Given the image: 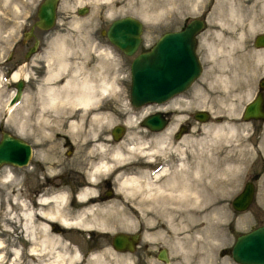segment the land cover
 <instances>
[{
	"label": "flooded vegetation",
	"instance_id": "flooded-vegetation-1",
	"mask_svg": "<svg viewBox=\"0 0 264 264\" xmlns=\"http://www.w3.org/2000/svg\"><path fill=\"white\" fill-rule=\"evenodd\" d=\"M42 1L43 0L10 1V4L15 11H27V16H29L30 12L33 19L28 21L25 25H20L19 28H17L15 36L8 42L4 44L0 42V92L5 93L4 102L1 106L3 111H0V184H4L3 186L6 198L4 203L5 210L9 211V214L14 216L10 217L9 214H7V220L5 218H0V224L2 223L11 228L9 229V232L4 231L3 229V232H1L0 228V239L5 240V248L0 249L1 257H8L5 264H9L13 257H16L14 258V262L16 264H29L31 262L33 264H38V261H40L35 256L29 254L30 241L27 237H25L27 236L26 232L20 228L21 221L19 220V217H17L18 212L20 211L18 204L19 200L23 203V209L31 213L32 220L34 221L33 223L36 224V227L33 228V231L36 230L33 232L34 236L39 235L37 233L39 231L37 223L45 222L48 232H51L54 235L56 234V236L63 241L66 253L71 252V249L73 250L75 248L79 258H77V260L81 262V264H88L90 262L89 259L93 258L92 255L99 252L102 253V255L98 258H101V261L103 262L104 257L108 255L113 257L128 255L129 257H132L130 258L128 264H204L205 261L209 264H216L217 262L215 257L220 256L218 248L214 249V246L211 247L210 242H203L204 244L206 243L205 245L202 243L203 246L212 248V251L210 254H207L208 257L204 254V262H200V255V257H197L196 255L192 256L194 255L195 247H193V245L195 243V239L197 240L199 237L192 235L189 241L190 245L188 246V240L185 237L186 234H184L188 233V222H192L191 224H193L194 227H200L201 224L199 223L200 219L197 218L194 221V217H188L189 212L187 211H189V208L186 206L187 203L183 204L186 200L182 194L179 195L178 190L180 185H183L185 180L183 177H185L186 172L188 173L189 170V160L187 159L188 155L186 154L187 150H184V152L181 153L173 152L172 150L174 148H164L165 143H162L163 146L159 147V151H154V155L153 153L148 156L146 154L141 155V153H131L123 155L126 159L124 158L122 160H113L114 158L110 152V149H112L114 145L124 141L125 139L127 140V138L123 136L126 131L125 114L131 118H136V121L141 126L142 130L147 133H152L153 135L162 133L170 126H173V131H171L172 137L165 139L168 142L173 140L179 142L182 136L186 135L196 126L198 127L200 122H203L197 119L196 113L202 110L210 111L211 108H209L210 106L207 104L208 102L206 103L205 101V95L209 94L207 90H213L212 87L214 86L215 76L218 74L217 71H220L223 68H228L227 66L226 68L223 67L224 62L219 63L216 60H214L211 65L203 64L204 60L210 59L215 53L217 55L218 52L214 48H218L220 46L218 45L217 47L215 46V42L205 40V36L202 35L204 29L207 28L206 16L208 11L205 9L201 10L202 12H199L198 14L191 15L190 17H187L188 15L184 16L185 18L179 27L165 30L170 31L179 29L183 27L184 24L192 17H197L202 20V27L194 35L195 52L200 63V72L198 76L182 91L163 101H152L144 105L135 106L132 105L128 99V73L125 76L120 73L124 69L125 64L122 58L116 59V64H113L110 69L107 58L98 59L92 57H71L69 58L67 65H65L66 68L65 66L63 67L65 70L62 69L58 73L54 74L57 76L51 77V80L49 79L46 82L44 81L47 70L48 68L50 69L46 60L52 59L51 55L54 53L55 49L52 41L48 42L43 39L44 33L47 29L34 24L38 7ZM85 1L87 0H82L78 4L76 3L73 5V9L71 10L79 15L85 14L84 12L88 11V4ZM63 5V0H56L54 21H56V18L60 14L63 15L62 12L64 10H67L63 8ZM125 15L134 16L132 13H124L120 16ZM110 21L111 20L108 21L105 27H100L98 29L99 34L105 38L106 36L102 31L106 30ZM106 40L108 44L116 47L107 38ZM251 42L253 44V38ZM141 43L142 36L140 44ZM201 43L206 44V46L209 45V47L213 46V49L216 52L212 51V53H210V51H207L204 48L201 49ZM98 44L100 45L106 43L98 42ZM98 44L93 45L98 47ZM147 47H142L140 50L146 49ZM210 54L213 55L211 56ZM131 58L132 57H130L127 62L128 71ZM102 59L105 60V62ZM76 65L77 67H74ZM98 65L103 68H99ZM51 66L54 67V64ZM68 67H74L75 72L77 71L75 73V79L78 80V78L81 79L82 77L87 78L96 88H89L92 90H82L80 88V91L77 86V81L74 80L75 85L72 84L68 90L66 88L57 89L58 91L56 90V97L58 96V98L54 102H49L46 94L47 91L43 87L48 85H61V83L67 78L66 73L68 71ZM19 68L20 70L23 69L20 76H17V79H11L12 73ZM76 68L79 69L77 70ZM110 70L113 71L111 77L109 73ZM101 77H104V80H108L113 83L110 89L105 90L98 87V81ZM262 77H264V73L259 76L257 80L258 88L256 92L261 91L262 97H264V88L260 89L258 86V82ZM229 86L232 85L229 84ZM245 86H247V82ZM17 88L19 89V96L15 99L16 101L14 100L15 102L9 104V101L13 99V96L17 93ZM84 90L88 93L90 91V95L93 92V95H91V98L93 96V99L91 100L90 98L89 100L91 101H88L87 104L78 105L80 103L73 99H76L75 96L78 92L80 93L77 95H81L82 91V93H85ZM87 92L85 93L86 95L88 94ZM67 97H69V99ZM178 105H180V107ZM262 105L264 109V102ZM6 107L9 109L6 110ZM94 112H101L107 114V116L112 115L111 119L113 121L111 120L110 123L107 118L105 120H101V122L98 119L95 120L93 118ZM148 114L156 115L160 120H162V127L160 129H150L141 125V120ZM73 120L75 122H73ZM106 121L108 122L106 123ZM69 122L74 123L76 126H70ZM94 124H98L103 127V132L96 135V137L87 135L88 129H90ZM116 125L122 126V132L118 136H115L113 133V127ZM193 126L194 128H192ZM77 128L79 130H77ZM78 131H80L79 133L81 136L77 133ZM184 145L182 146L183 149ZM95 148L97 150H95ZM161 148L162 150L160 151ZM186 149L188 148L186 147ZM2 157H5L6 159L3 160ZM181 157L184 158L183 161L185 162L183 163L186 164H184L185 166L183 165V168L179 166L181 165ZM97 164H104L105 167H96ZM4 175H7L10 179L3 180ZM131 175L136 176L139 184L141 183L145 186L146 179V182L151 181V186L155 184L156 186L158 185L160 189H165L162 192H168V196L163 194V198H154L151 200L149 198L146 199L141 193V188H138V192L135 193V198L133 197L132 202H126V191L124 188L123 190L121 189L119 183L122 176L125 177ZM171 176H173L174 179H171ZM251 176L252 177L249 178V181H252L253 183L258 175L253 174ZM179 178L182 179L179 180ZM245 181H248V179ZM180 182L183 183L180 184ZM173 185L177 188L175 189ZM170 187L175 190L172 191ZM89 188L92 189L91 192L87 190ZM203 188V186L202 189L201 187H198L199 195L197 200L200 203L203 198H205L203 196L206 195L208 201L203 200L199 205L200 208L204 207L206 202L207 205H218L219 202L216 198L215 192L213 190H208V192L205 189L203 190ZM86 190L87 192H84ZM58 194H62L60 200H57V198L53 200L51 198L53 195ZM12 196H16L17 199H12ZM252 202L253 197L249 202V205ZM50 204L52 205L50 206ZM54 206L57 208V211L59 210L57 213L61 214L62 218L64 217L67 221L71 222L65 223L60 220L61 218L59 216H54L53 218L48 219V217L40 216L37 212L41 208H52ZM90 206L95 210L89 213L88 208ZM125 208L130 209V212L133 214V220L136 219L134 221L136 224L133 228V232L136 233L137 238L134 242V247L131 250L117 249L111 244L113 235L117 232L124 231L121 228H118V224L123 219L126 210ZM172 210L176 212H171ZM178 211H180V213ZM154 213L156 214L155 216ZM74 217L75 219H73ZM145 218H148V222ZM73 220H80V222L77 223L78 226L74 224ZM93 222L99 227L95 226ZM98 222L101 224L99 225ZM183 222L185 223L183 224ZM148 223H150V225ZM177 224L179 227L176 226ZM259 224H264V221ZM169 226H172L173 228L170 227V229ZM155 231H157L156 234L154 233ZM146 233H148L149 236L146 235ZM157 233L160 235L158 234L157 236ZM77 239H81L80 241H83L80 242L81 245H77ZM178 239H181L180 243L178 242ZM174 240H176V242ZM212 240L215 242V239ZM174 242H178L179 244L174 245ZM56 245L59 246L60 243H56ZM176 246L179 249L174 248ZM190 246L192 247L188 248ZM107 247H110V249L108 250ZM230 247L231 245L227 248V253H229L230 258L232 259ZM12 248L14 249L12 250ZM14 250H16L15 254H13ZM17 250L19 251L17 252ZM182 250L184 252H181ZM189 251H191V253ZM104 252L107 253L104 254ZM17 253L18 255L16 256ZM188 256L191 258L189 259ZM212 256L213 260H211ZM75 262L76 260L74 263ZM233 262L235 261L233 260ZM56 264L63 263L59 261Z\"/></svg>",
	"mask_w": 264,
	"mask_h": 264
},
{
	"label": "rangeland",
	"instance_id": "rangeland-1",
	"mask_svg": "<svg viewBox=\"0 0 264 264\" xmlns=\"http://www.w3.org/2000/svg\"><path fill=\"white\" fill-rule=\"evenodd\" d=\"M81 1L82 0H63V4H64L63 8L67 10H64L62 12L63 15L60 14L56 18V21L54 22V24L49 29L46 30V32L44 33L43 39L48 42L52 41V44L54 47H55V43L56 44L62 43V44H65L67 47L71 46L70 49H71V52L73 50L72 52L73 54H70V57H77V58L92 57V58H98V59L107 58L110 69L113 64H116V59L122 58L125 64H124V69L120 73H122L123 76L127 75L128 73L127 62L129 61L131 55H125L118 48L112 46L111 44H108L106 38L104 36H101V34H99L98 32V29L100 27L101 28L105 27V25L108 23L109 20L113 19L114 17L120 16L121 14H124V13H132L134 14V16H136L142 21V33H141L142 43L138 46L137 48V51H138L142 47H147L148 45H150L161 32L168 30V29L179 27V25L182 23V21L185 18L184 16L188 15L187 17H190L191 15L198 14L199 12H202L201 10H205V9L208 11L207 16H206L207 17V21H206L207 28L204 29V31L202 32V35L205 36V40L215 42L216 43L215 46L218 47V45H220L221 50L224 51L225 49L226 51H228L230 49L229 50L230 53L228 51V55H222L221 53L223 52L220 51L219 53L218 51L219 53V54L217 53L218 56H213L208 60H204L203 64L211 65L214 62V60H216L217 62L219 61L223 62V59H224L225 64L223 66L224 67L229 66V67L227 69H221L219 72L217 71V73L218 74H221V72L226 73L230 79L233 77L231 80H234V81L230 80L231 81L230 84L232 86H229L228 84L227 88H225V87H222L223 85L221 84L220 80L218 79L219 80L218 81L217 78H215L213 90H210V91L207 90L209 94L205 95L206 97L205 101L206 103L208 102L207 104H209L210 108L212 109L208 111L210 116L206 121L200 122L198 127L196 126L193 130L197 132V134H199V136H201L202 138L204 137L203 139L205 142L204 144L207 143L208 145V146L206 145V148L214 149L216 147L215 150H219L220 153H224V151L228 149L230 150L229 155L231 157L232 156L234 158L235 156L238 158H241L242 156L244 157L245 164L243 163L242 166L240 167L242 169L240 168L235 169L232 167L231 170L229 171L228 169H226V167H223L225 163H223L222 161H224L225 159L219 158V160L216 163H214L216 166H214L215 168L214 167L212 168L213 172H211V170L209 169H204L203 173L204 172L206 173H204V177L200 178V181L202 183L203 182L205 183L206 187L204 189L206 190L215 189L218 193V194L215 193V195H217L216 198L219 202L218 206L220 208H217L218 206L217 207L214 206V208H216L215 213L216 212L217 213L216 214L214 213L213 215L211 214L208 215V217L215 216L216 218L215 220L216 229L215 230H216L217 237H216V240H214L215 242H212L213 241L212 240L210 243L211 247L213 244L214 246L213 248L214 249L219 248V251H220V256L219 257L216 256L215 260L218 264H224V263L225 264H238V263L233 262V260L229 256V253H227V248H229V245H231L232 240L234 239V236L240 232L247 231L249 228L256 226L259 223H262L264 221V174H263V171H264V119L262 120H253V119L243 120L240 116V112H241L243 104L256 92L258 88L257 80L259 76H261L264 73V47L256 48L253 46L251 42L255 34L264 31V9L263 7H261L262 6L260 4L261 0H257V3H256L257 5L253 6L254 8L251 11H249V13L246 14L247 16L251 14L252 18L258 21V23L256 25L254 24L253 29H251V31H247L248 33L246 32L244 38L240 40L234 38L235 35L237 34L236 31L228 32L225 30L224 31H218V30L226 29L227 23L234 24L236 28L238 27L244 28L245 21L248 18L246 17V15H243L241 17V20L237 21L239 24L236 21L232 22L229 18L226 19L225 16L223 17V20H221L220 16H218V14L216 13V3L218 0H171L170 2L171 4L170 3L166 4V7L164 5L165 11H167L166 14L163 15L162 17H157L155 19L148 16V14L142 15L140 13L141 8L143 9L144 7V4H143V7L140 4L141 0L140 1L138 0H111L109 2L113 6L111 12L108 11L109 10L108 3L106 2L102 3L100 0H87L85 2L88 4L87 5L88 11L84 12L85 14L83 15H79L73 12L71 9H73L72 8L73 5H75L76 3L78 4ZM233 1L240 2V0L239 1L233 0ZM253 1L255 0H241V2H244V3H252ZM143 2L146 4V6H150L151 4L155 3L156 0H143ZM158 2H161V0H158ZM9 3L10 2L3 4L2 1L0 0V42H2V44L8 42L10 39H12L15 36L17 32V28H19L20 25H25L28 21H31L33 19V16L32 14H30V12H29V16H27L26 15L27 11H22V12L15 11V9H13L12 5H9ZM224 20L226 21V23ZM236 23H237V26L235 25ZM223 34L228 35L233 38L228 39V40L226 38L224 39ZM98 42H102L106 44L99 45ZM93 44H96V45L98 44V47H95ZM83 48L85 51L84 53L82 51ZM200 48L201 49L204 48L205 50L210 51V53L214 51L212 47H209V45L206 46V44H203V43L200 44ZM101 50L103 51L102 54L100 53ZM51 56L52 57L55 56V51ZM207 56H208V53H207ZM228 59L231 61H229ZM109 73L111 77V75L113 74V71L110 70ZM246 82H247V86H245ZM247 92L248 94H246ZM4 97H5V93L0 92V111H3L1 106L3 105ZM229 105H231L230 106L231 108L229 107ZM127 117L129 118L130 116L125 114V119ZM222 123H233L234 125L236 124L235 125L237 127L236 134L231 135V136L226 135L227 137L225 138L226 140L224 139L225 134H222V136L219 135L215 137V135H213L212 133V128L213 126L217 124H222ZM202 126L204 128H203V132L201 133ZM188 133H192V132L190 131ZM166 134L167 135L164 137H172L171 131ZM123 136L126 138H128V136H132V137L135 136L137 137L136 139L143 140V139H148L150 137H153V134L143 131L141 126L137 123L136 119L133 118V121H131V124L126 125V131L123 134ZM214 137L216 138L214 140L215 142H217L216 144L214 143V141H211L212 138L214 139ZM176 142L177 141L175 140L169 141V142L167 141L164 147H168L169 149L174 148ZM145 143L146 142H143V144ZM149 145L152 146L153 144L150 142ZM186 147L188 149H186ZM189 148H192V150ZM184 150H187V155H188L187 159L189 160V164H191L193 156L196 154V152H198L196 151L197 150L196 145L194 143L186 144V146L184 145ZM252 150L254 151L252 152ZM240 151L242 152L240 153ZM131 152L133 154L139 153L138 151H135V150ZM219 167H220V171L222 172H219L218 170ZM219 173H222V174L219 175ZM223 174L224 176H222ZM253 174L258 175L255 181L253 182V187H254L253 202L247 207V209L243 211L233 210L229 203L230 199L240 190L244 181L247 179L249 180V178H251L252 177L251 175ZM229 175L231 176L229 177ZM212 176L215 178L213 179ZM211 179L214 181H212ZM223 181H227V182L223 183ZM220 182L221 184L219 185ZM3 185L4 184L2 185L0 184V218L1 219L5 218L7 220V214H6V210L4 207L6 198H5V190H4ZM222 185L223 186L225 185V186L223 187ZM129 195L130 197L128 196L127 199L129 198L128 201L132 202L133 200V197L131 196L132 194L130 193ZM219 196L220 198H218ZM210 207L211 206L209 205L206 208H210ZM125 209H126L125 210L126 218L130 217V219L133 220V214L130 212V209L128 208H125ZM223 214L225 215V217ZM223 218L224 220L226 218L227 219L224 221ZM126 226H129L128 227L129 230H124V231L133 232L134 225H131L128 223ZM131 227H132V230L130 229ZM0 228H1V232H3V230L9 232V229H10L7 225H4L2 223L0 224ZM218 230L219 231L223 230V231H221V234H220ZM221 235H224V236L221 238ZM199 238L200 239H197V240L195 239V243H194V247L195 248L197 247V249H198V246L199 247L203 246L202 237L200 236ZM218 239L222 241L220 240L217 241ZM80 240L81 239H77V245L78 244L81 245L80 242H83ZM0 241L2 243L0 247L5 248V240L0 239ZM197 242H199V245H197ZM107 248L110 249V247H107ZM207 254L208 252L205 253V256H207ZM195 255L196 254L192 256H195ZM130 258H127V263H124V264H128ZM94 259L96 261H94ZM98 259H99L98 257L92 258V261H90L88 264H117L118 262H120L118 264H123V262L121 263L122 261L121 259L115 258L110 255L104 257V262L101 260L98 262ZM7 260H8V257L2 256V259H1L2 262H0V264H5ZM224 260L227 262H225ZM62 262L63 264H66V260ZM207 263H204V264H207ZM73 264H81V262L77 260Z\"/></svg>",
	"mask_w": 264,
	"mask_h": 264
},
{
	"label": "bare ground",
	"instance_id": "bare-ground-1",
	"mask_svg": "<svg viewBox=\"0 0 264 264\" xmlns=\"http://www.w3.org/2000/svg\"><path fill=\"white\" fill-rule=\"evenodd\" d=\"M2 1V3L3 4H6L7 2H12V0H1ZM102 3L103 2H106V3H108L109 4V10L108 11H110L111 12V10H112V8H113V6H112V4H110L109 2L111 1V0H100ZM138 1H140V0H138ZM239 1V0H238ZM256 1V2H255ZM255 1H253L252 3H244V2H241V0H240V2H235V1H233V0H225V1H223V0H218L217 1V3H216V13L218 14V16H220V18H221V20H223V17L225 16L226 17V19L227 18H229L232 22H237V21H240L241 20V17L243 16V15H246L247 13H249V11H251L254 7L253 6H255V5H257L256 3H257V0H255ZM171 2V0H161V2H158V0H156V2L155 3H153V4H151L150 6H146V4L143 2V0H141V2H140V4L142 5V7H143V4H144V7H143V9L141 8V14L142 15H146V14H148V16H150V17H152V18H157V17H162L163 15H165L166 14V12L167 11H165V8H164V5H165V7H166V4H169ZM139 4V3H138ZM139 4V5H140ZM171 4V3H170ZM262 6L261 7H263V9H264V0H261V3H260ZM9 5H11L10 3H9ZM138 5V6H139ZM148 5V4H147ZM140 7V6H139ZM139 9V8H138ZM107 11V10H106ZM254 12V11H253ZM245 17V16H244ZM246 17L248 18L246 21H245V26H244V28H236L235 26H234V24H228L227 23V27H226V29H220V30H218V31H228V32H233V31H236V35H235V37L234 38H236V39H238V40H240V39H242V38H244V36H245V34H246V32L247 31H251V29H253V25L255 24H257L258 23V21H256L255 19H253L252 18V16H251V14H249L248 16L246 15ZM225 21V20H224ZM229 21V20H228ZM230 21V22H231ZM225 23H226V21H225ZM238 23V22H237ZM237 23L235 24L236 26H237ZM243 23V22H242ZM239 24V23H238ZM240 26H242V25H240ZM217 31V32H218ZM227 32V33H228ZM248 33V32H247ZM218 34V33H217ZM224 35V34H223ZM224 37V39L226 38L227 40L228 39H232L233 37H230V36H228V35H224L223 36ZM222 37V38H223ZM223 40V39H222ZM220 47V46H219ZM71 46L70 47H67L65 44H62V43H59V44H56L55 43V47H54V49H55V56H53L52 57V59H50V60H46V63H47V65L48 66H50V69L48 68V66H47V68H48V70H47V74H46V76L44 77V81L46 82V81H48L51 77H53V76H55L54 74H56V73H58L59 71H61L62 69H64L63 67L65 66V65H67V62H69V58H71L70 57V54H73L72 52H73V50H72V52H71ZM212 48H214L213 46H212ZM226 48V47H225ZM215 50H217V52L219 51V53H220V51H222L223 53H221L222 55H228V51L230 50H228V51H226L225 49H224V51L223 50H221V47H220V49L219 48H214ZM219 49V50H218ZM211 50V49H210ZM214 50V51H215ZM233 50V49H232ZM82 51H83V53L85 52L84 51V48L82 49ZM212 51V50H211ZM213 51V52H214ZM216 52V51H215ZM100 53L102 54L103 53V51L101 50L100 51ZM218 53V54H219ZM229 53H230V51H229ZM247 53V52H246ZM217 54V55H218ZM211 56L213 55V54H210ZM216 55V53L214 54V56ZM216 55V56H217ZM213 57V56H212ZM224 57V56H223ZM222 59V58H221ZM232 59H233V57H232ZM86 60V59H85ZM103 60V59H102ZM229 60V59H228ZM227 60V61H228ZM104 62H105V60H103ZM229 61H231V60H229ZM228 61V62H229ZM82 62V61H81ZM223 62H224V59H223ZM222 62V63H223ZM74 63V62H73ZM77 63H79V62H77ZM219 63H220V61H219ZM221 63V64H222ZM52 64H54V67L53 66H51ZM104 64V63H103ZM225 64V63H224ZM71 65H72V63H71ZM74 65V64H73ZM80 66H82V65H80ZM103 66V65H102ZM74 67H77V65L76 66H74ZM74 67H72V68H70V67H68V71H67V78L61 83V85H51V86H46V87H43V88H45L46 89V94H47V96H48V101L49 102H54L57 98H58V96L56 97V92L58 91L57 89H62V88H66L67 90H68V88H70V86L72 85V84H74V80H76L77 81V86H78V88H79V90L81 91V89L83 90V89H89V88H92V87H94L93 85H92V83H90V81L87 79V78H84V77H82L81 79H79L78 78V80L77 79H75V73L77 72H75V68ZM86 67V66H85ZM98 67H99V65H98ZM224 67V66H223ZM229 67V66H228ZM65 68H66V66H65ZM82 68V67H81ZM99 68H101V67H99ZM103 68V67H102ZM101 68V69H102ZM107 68V67H106ZM219 68V67H218ZM225 68H226V66H225ZM77 70L79 69V68H76ZM84 69V68H83ZM97 69V68H96ZM224 69V68H223ZM227 69V68H226ZM23 69H21L20 70V68L19 69H17L16 71H14L13 73H12V75H11V79L12 78H16L17 76H20V74H21V71H22ZM65 70V69H64ZM85 70H86V68H85ZM81 71V70H80ZM88 71V70H87ZM87 71H86V73H87ZM100 71V70H99ZM107 71V70H106ZM211 72V71H210ZM209 72V73H210ZM219 72V71H218ZM23 73V72H22ZM85 73V72H84ZM99 73V72H98ZM106 73V72H105ZM104 73V74H105ZM212 73V72H211ZM101 74H102V72H101ZM103 74V75H104ZM213 74V73H212ZM98 75H100V74H98ZM22 76V75H21ZM57 76V75H56ZM55 76V77H56ZM214 76V75H213ZM231 76V75H230ZM235 76V75H234ZM104 77H101V78H99V81H98V87L99 88H101V89H110L111 88V86H112V84L113 83H111V81H108V80H104L103 79ZM105 78H106V76H105ZM215 78H217V80L219 79L220 80V82H221V84L223 85L222 87H225V88H227V86H228V84H230L231 83V81H234V80H231L229 77H228V75L226 74V73H223V72H221V74H216V76H215ZM236 78V77H235ZM17 79V78H16ZM56 79V78H55ZM89 79H90V77H89ZM51 80V79H50ZM60 80H62V79H60ZM214 80V79H213ZM218 80V81H219ZM231 80V81H230ZM12 81V80H11ZM43 81V82H44ZM52 81H54V80H52ZM50 82V81H49ZM94 82V81H93ZM95 83V82H94ZM49 84V83H48ZM58 84V83H57ZM75 85V84H74ZM73 85V86H74ZM96 85V84H95ZM208 85V84H207ZM209 87V86H208ZM72 88V87H71ZM75 88V87H74ZM77 88V89H78ZM81 88V89H80ZM94 88H96V87H94ZM214 87H212V89H213ZM76 89V90H77ZM57 90V91H56ZM89 90H92V89H89ZM88 90V91H89ZM244 91V90H243ZM83 92V91H82ZM81 92V95H77L78 93H80V92H78L77 94H76V99H73V100H77L78 101V103H80V104H78V105H81V104H87V102L88 101H91L92 99H93V96H92V98H91V95H93V92H92V94L90 95V91H89V93L87 92V91H85L84 90V92L86 93H88L87 95L85 94V93H82ZM105 92V91H104ZM59 93H61V92H59ZM244 93V92H243ZM204 94H206V93H204ZM203 94V95H204ZM246 94H248V92L246 93ZM59 95V94H58ZM10 96V95H9ZM201 96H202V94H201ZM248 96V95H247ZM74 97V96H73ZM211 97H213V96H211ZM68 99H69V97H67ZM91 98V100H89ZM95 98V97H94ZM206 98V97H205ZM209 98V97H208ZM202 99V98H201ZM200 99V100H201ZM72 100V101H73ZM210 100V99H209ZM71 101V102H72ZM74 101V102H75ZM7 102V101H6ZM197 102V101H196ZM194 103V102H193ZM199 103V102H198ZM76 104V103H75ZM77 105V106H78ZM91 105V104H90ZM93 105V104H92ZM181 105V104H180ZM180 105H178L179 107H180ZM194 105H196V104H194ZM203 106V105H202ZM231 105H229V107H230ZM178 107V108H179ZM208 108V107H207ZM210 108V107H209ZM231 108V107H230ZM9 108L8 107H6V110H8ZM5 110V111H6ZM212 110V109H211ZM7 112V111H6ZM186 112V111H185ZM183 115V114H182ZM181 115V116H182ZM185 115V114H184ZM112 116V115H111ZM111 116L110 115H108L107 116V114H104V113H101V112H94L93 113V118L96 120V119H98L100 122H101V120H105L106 118H107V120H109V122L112 120L111 119ZM179 117V116H178ZM92 118V117H91ZM92 118V119H93ZM134 118V117H133ZM133 118H126L125 119V123H126V125H129V124H131V121H133ZM177 118V117H176ZM63 119V118H62ZM134 119H136V118H134ZM181 119V118H180ZM113 121V120H112ZM70 122H71V120H70ZM69 122V123H70ZM73 122H75L74 120H73ZM90 122H92V121H90ZM94 122V121H93ZM99 122V123H100ZM108 121H106V123H107ZM111 123V122H110ZM134 123V122H133ZM75 124L74 123H70V126H74ZM98 125V124H97ZM93 125L90 129H88V131H87V135H90V136H95L96 137V135H99L100 133H102L103 132V127L101 126V125ZM236 125V124H235ZM233 123H222V124H217V125H215V126H213V128H212V133H213V135H215V137H217V136H219V135H221L222 136V134H225V137H224V139L225 138H227L226 137V135L227 136H231V135H235L236 134V129H237V127L235 126ZM76 126V125H75ZM106 126V125H105ZM175 126V125H174ZM107 127V126H106ZM105 127V128H106ZM212 127V126H211ZM73 128V127H72ZM71 128V129H72ZM192 128H194V126L192 127ZM203 126H202V130H201V133L203 132ZM81 129V128H80ZM173 129V126H170L166 131H164V132H162V133H159V134H157V135H153V137H151V138H149V139H143V140H138V139H136L137 137H135V136H128V138H127V140L125 139L124 141H121V142H119V143H117L116 145H114L113 147H112V149H110L111 151V154H112V157L114 158L113 160H122V159H126V157H124L123 155H125V154H131L132 152L131 151H133V150H135V151H138L139 153H141V155H142V153L143 154H146L147 156L149 155V154H151V153H153L154 151L156 152V150H158L159 151V147L161 146H163V144L165 143V145H166V142H167V140H165L166 138H169V137H164V136H166L167 134L166 133H169L170 131H173L172 130ZM77 130H79L78 128H77ZM205 130V129H204ZM211 130V129H210ZM192 133H188V134H186V135H184V136H182V138H181V140L179 141V142H177L176 144H175V147H174V149L172 150L173 152H179V153H181V152H184V149H183V145L184 144H189V143H194L195 145H196V151H198V152H196V154L193 156V159H192V163L191 164H189L188 165V167H189V169H190V171L188 170V173L186 172V175H185V177H183V179L185 178V180H184V183H183V185H180V184H182L181 182H180V184H178V185H180V188L178 189L179 190V195L180 194H182L183 195V197H184V199L186 200V202H183V204L184 203H187V205L186 206H188V210L189 211H187V212H189V216L188 217H194V221L198 218V219H200L199 220V223H201L200 224V227H194L193 226V224H191L190 222H188V226H189V229L187 230V232L188 233H184V234H186V238H187V240H188V246L190 245V243H189V241H190V239H191V237H192V235H195V236H198V237H202L203 238V242H210L211 243V240L212 239H215L216 240V228H215V220H216V218H215V216H211V217H208V215L209 214H211V215H213L214 213H215V209L216 208H214V206H218V205H216L215 203V205L213 206V205H210L211 207L210 208H206L207 206H209V205H207V202H206V205L204 206V207H202V208H200V203H202V201L203 200H207V198H206V195L205 196H203V192H202V196L203 197H205V198H203V200L199 203L198 202V195H199V191H198V187H201V189H202V186L205 188L206 186H205V183L203 182H201L200 181V178H202V177H204V173H206V172H204L203 173V171H204V169H209V170H211V172H213L212 171V168L214 167V166H216L214 163H216L218 160H219V158H222V159H225L224 161H222L223 163H225L224 165H223V167H226V169H228L229 171L231 170V168L233 167V168H235V169H238V168H240L241 166H242V164L244 163V157L242 156L241 158H238V157H236L235 156V158L233 157H231L230 155H229V151L230 150H225L224 151V153H220L219 152V150H215V148L213 149V148H206V145H207V143L206 144H204L205 142H204V137L202 138L201 136H199V134H197V132H195L193 129H191L190 130ZM189 131V132H190ZM80 131H78L77 133H79ZM85 132V131H84ZM98 132V133H97ZM76 133V132H75ZM76 133V134H77ZM200 133V134H201ZM205 133V132H204ZM82 134V133H81ZM85 134V133H84ZM211 134V133H210ZM73 135V134H72ZM78 135V134H77ZM79 135H80V133H79ZM78 135V136H79ZM212 135V134H211ZM81 136V135H80ZM237 136V135H236ZM94 137V138H95ZM100 137V136H99ZM214 137V139L212 138V140L211 141H214L216 138ZM233 137V136H232ZM86 138V137H85ZM91 138V137H90ZM106 138V137H105ZM144 138V137H143ZM231 138V137H230ZM235 138V137H234ZM93 139V138H92ZM152 139H154V140H152ZM226 140V139H225ZM104 141V140H103ZM228 141V140H227ZM90 142V141H89ZM143 142H146L145 144H143ZM150 142L151 143H156V144H154V145H152V146H150L149 144H150ZM207 142V141H206ZM263 142V141H262ZM100 143V142H99ZM102 143V142H101ZM163 143V144H162ZM212 143V142H211ZM214 143L216 144L217 142H215L214 141ZM95 144V143H94ZM109 144V143H108ZM96 145V144H95ZM98 145V144H97ZM105 145H107V144H105ZM111 145V144H110ZM186 146V145H185ZM188 146H190V145H188ZM192 146V145H191ZM194 146V145H193ZM208 146V145H207ZM218 146V145H217ZM222 146V145H221ZM235 146V145H234ZM94 147V146H93ZM93 147H92V149H93ZM96 147V146H95ZM100 147H102V146H100ZM195 147V146H194ZM212 147V146H211ZM214 147V146H213ZM219 147V146H218ZM239 147V146H238ZM245 147V146H244ZM109 148V147H108ZM165 148V147H164ZM242 148V147H241ZM241 148H239V149H241ZM246 148V147H245ZM244 148V149H245ZM100 149V148H99ZM103 149V148H102ZM101 149V150H102ZM189 149H191L192 150V148H189ZM238 149V148H237ZM95 150H97L96 148H95ZM162 150V148L160 149V151ZM165 150V149H164ZM249 150V149H248ZM247 150V151H248ZM223 151V150H222ZM232 151V150H231ZM239 151V150H238ZM254 150H252V152H253ZM242 151H240V153H241ZM101 153V152H100ZM108 153H109V151H108ZM136 153V152H135ZM178 153V154H179ZM190 153V152H189ZM186 154H187V152H186ZM231 154H233V153H231ZM133 155V154H132ZM153 155H154V153H153ZM183 157H181V165H179L180 167H182L183 168V165L185 164V163H183V162H185V161H183ZM188 161V160H187ZM245 164V163H244ZM186 165V164H185ZM184 165V166H185ZM100 166H102L103 168L105 167V165L103 164H97L96 165V167H100ZM95 167V168H96ZM215 168V167H214ZM218 168V167H217ZM186 169V168H185ZM240 169H242V168H240ZM239 169V170H240ZM99 170H101V169H99ZM181 170V169H180ZM214 170V169H213ZM219 172H222V171H220V167H219ZM176 171H178V170H176ZM232 171H234V170H232ZM179 172V171H178ZM236 172V171H235ZM182 173V172H181ZM215 173H216V171H215ZM224 173V172H223ZM227 173V172H226ZM230 173V172H229ZM234 173V172H233ZM237 173V172H236ZM179 174V173H178ZM214 174V173H213ZM218 174V173H217ZM220 174H222V173H219V175ZM235 174V173H234ZM263 174H264V171H263ZM176 175V174H175ZM232 175V174H231ZM231 175H229V177L231 176ZM182 176H183V174H182ZM181 176V177H182ZM206 176V175H205ZM211 176V175H210ZM216 176V175H215ZM222 176H224V174L222 175ZM7 177V178H6ZM179 177V176H178ZM177 177V178H178ZM213 177V176H212ZM217 177H218V175H217ZM226 177H227V175H226ZM234 177V176H233ZM92 178V177H91ZM209 178V177H208ZM215 177H213V179H214ZM220 178H222V177H220ZM220 178H218V179H220ZM9 180L10 178L7 176V175H4V178H3V180ZM148 179H150V178H148ZM171 179H174L173 178V176H171ZM182 179V178H181ZM180 178H179V180H181ZM229 179V178H228ZM177 180V179H176ZM206 180V179H205ZM212 180V179H211ZM146 181H147V179H146ZM145 181V183H146V186L144 185V184H139V181H138V179H137V177L136 176H133V175H131V176H122V178L120 179V187H121V189L123 190V188L125 189V191H126V197H130V193L132 194L131 196L132 197H134L135 198V193L136 192H138L137 191V189L138 188H141L140 190H141V193L144 195V197L146 198V199H154V198H157V199H159V198H163V196L164 195H167L168 196V192H166V193H164V192H162L163 190H165V189H160V187L157 185H155L154 183V185L153 186H151V184H150V182H146ZM212 181H214V180H212ZM211 181V182H212ZM217 181V180H216ZM171 182H172V180H171ZM224 182H227V181H223V183ZM152 183V182H151ZM173 183V182H172ZM207 183V182H206ZM229 183V182H228ZM221 184V182L219 183V185ZM231 184V183H230ZM229 184V185H230ZM8 185V184H7ZM175 185V184H174ZM173 185V187L175 188V186ZM177 185V186H178ZM210 185H211V183H210ZM226 185V184H225ZM224 185V186H225ZM170 186V185H169ZM217 186V185H216ZM223 186V185H222ZM223 186V187H224ZM179 187V186H178ZM219 187V186H218ZM217 187V188H218ZM171 188V187H170ZM177 188V187H176ZM175 188V189H176ZM204 188H203V190H204ZM214 188H215V186H214ZM174 189V190H175ZM219 189V188H218ZM89 192H91L92 191V189H87ZM87 190L86 191H84V192H87ZM171 190L172 191H174L172 188H171ZM206 190V189H205ZM208 191V190H207ZM213 191L216 193V194H218L217 193V191L215 190V189H213ZM169 192H171V191H169ZM209 192V191H208ZM222 192V191H221ZM16 193V192H15ZM205 193V192H204ZM84 194V193H83ZM164 194V195H163ZM174 194H176V193H174ZM212 194H214V193H212ZM225 194H227V193H225ZM85 195V194H84ZM173 195V194H172ZM171 195V196H172ZM178 195V196H179ZM182 195H181V197H182ZM185 195V196H184ZM207 195H208V193H207ZM209 195H210V193H209ZM61 196H62V194L60 195V194H58V195H53L51 198L53 199V200H55L56 198H57V200L59 199H61ZM80 196V195H79ZM201 196V195H200ZM199 196V197H200ZM217 196V195H216ZM11 197V196H10ZM210 197H212V196H210ZM165 198V197H164ZM180 198V197H179ZM213 198H214V196H213ZM218 198H220V196L218 197ZM12 199H17L16 198V196H12ZM44 199V198H43ZM47 199V198H46ZM129 199V198H128ZM128 199H127V201H128ZM177 199V198H176ZM170 200V199H169ZM168 200V201H169ZM6 201V200H5ZM179 201V200H178ZM208 201V200H207ZM45 202V201H44ZM54 202H56V201H54ZM130 202V201H129ZM205 202V201H204ZM203 202V203H204ZM4 203V202H3ZM50 203V202H49ZM62 203V202H61ZM135 203V202H134ZM133 203V204H134ZM180 203V202H179ZM9 204V203H8ZM18 204H19V212H18V216L17 217H19V220L21 221V225H20V228H21V230H24L25 232H26V235L27 236H25V237H27L28 239H29V241H30V245H29V254H31L32 256H35L36 258H38V260H40V261H38V264H56V263H58L59 261L61 262V263H63L62 261H64V260H66V263L68 264V263H70V264H73L74 263V261L78 258V253L76 252V250H75V248L72 250L71 249V252H69V253H66V251H65V249H64V243H63V241L58 237V236H56V234L54 235L53 233H51V232H48V229H47V225H46V223L45 222H39V223H37L38 225H37V227H38V236H34V234H33V232L34 231H36V230H34L33 231V228H35L36 226V224H34L33 222V220H32V215H31V213L29 212V211H26L25 209H23V203L21 202V200H19V202H18ZM54 204H56V203H54ZM178 204V203H177ZM182 204V205H183ZM25 205V204H24ZM52 204H50V206H51ZM179 205V204H178ZM58 206V205H57ZM93 206V205H92ZM130 206V205H129ZM133 206H135V205H133ZM177 206V205H176ZM185 206V207H186ZM15 207V206H14ZM18 207V206H17ZM26 207V206H25ZM43 207V206H42ZM46 207V206H45ZM60 207V206H59ZM97 208H99L98 206H96ZM180 207V206H179ZM183 207V206H182ZM28 208V207H27ZM175 208V207H174ZM181 208V207H180ZM184 208V207H183ZM217 208H220L219 206L217 207ZM15 209V208H14ZM132 209V208H131ZM146 209V208H145ZM233 209V208H232ZM88 210H89V213L90 212H93L95 209H93L91 206L88 208ZM101 210V209H100ZM99 210V211H100ZM103 210V209H102ZM170 210V209H169ZM221 210V209H220ZM233 210H235V209H233ZM35 211V210H34ZM59 211V210H58ZM57 211V208L54 206V207H52V208H41V209H39V211H37L38 212V214L40 215V216H43V217H48V219L49 218H53L54 216H59L61 219L60 220H62L63 222H65V223H69V222H71V221H67L64 217L62 218V216H61V214H59V213H57L58 212ZM83 211V210H82ZM218 211V210H217ZM84 212V211H83ZM171 212H174V210H172ZM176 212V211H175ZM174 212V213H175ZM179 213H180V211H178ZM182 212H184V211H182ZM15 213V212H14ZM87 213V212H86ZM95 213V212H94ZM178 213V214H179ZM217 213V212H216ZM215 213V214H216ZM5 214V213H4ZM6 214H9V211H7L6 210ZM37 214V215H38ZM83 214V213H82ZM96 214V213H95ZM148 214V213H147ZM151 214V213H150ZM177 214V213H176ZM188 214V213H187ZM219 214V213H218ZM126 214H124V216H123V219L121 220V222H119V224H118V228L120 229H122V230H129V226H126L128 223L129 224H131V225H134V227H135V220H131L130 219V217H127L126 218V216H125ZM152 215V214H151ZM150 215V216H151ZM156 214L154 213V216H155ZM224 215V214H223ZM6 216V215H5ZM9 216L11 217L12 215H10L9 214ZM64 216V215H63ZM82 216V215H81ZM90 216V215H89ZM149 216V217H150ZM183 216V215H182ZM181 216V217H182ZM206 216H207V218H206ZM228 216V215H227ZM12 217H14V216H12ZM16 217V218H17ZM218 217V216H217ZM224 217H225V215H224ZM229 217V216H228ZM227 217V218H228ZM122 218V217H121ZM156 218V217H155ZM226 218V219H227ZM10 219V218H9ZM58 219V218H57ZM71 219V218H70ZM73 219H75V217L73 218ZM146 219V218H145ZM148 219V218H147ZM146 219V220H147ZM151 219V218H150ZM153 219H154V217H153ZM152 219V220H153ZM186 219H187V217H186ZM209 219H210V221H209ZM219 219V218H218ZM217 219V220H218ZM225 219V220H226ZM11 220V219H10ZM17 220V219H16ZM59 220V221H60ZM98 220V219H97ZM192 220H193V218H192ZM223 220H224V218H223ZM224 220V221H225ZM15 221V220H14ZM61 221V222H62ZM127 221V222H126ZM185 221V220H184ZM187 221V220H186ZM189 221V220H188ZM17 222V221H16ZM38 222V221H37ZM47 222V221H46ZM73 222H74V224H76L77 225V223H79L80 222V220H73ZM83 222V221H82ZM101 222V221H100ZM145 222V221H144ZM147 222H148V220H147ZM150 222V221H149ZM152 222V221H151ZM209 222H211V223H209ZM221 222H222V220H221ZM6 223V222H5ZM8 223H9V221H8ZM88 223V222H87ZM94 223V222H93ZM99 223V222H98ZM104 223V222H103ZM185 222H183V224H184ZM199 223H197V224H199ZM218 223V222H217ZM95 224V223H94ZM101 223H99V225H100ZM111 224V223H110ZM149 225H150V223H148ZM181 224V223H180ZM182 224V225H183ZM63 225H66V224H63ZM91 225V224H90ZM89 225V226H90ZM105 225V224H104ZM125 225V226H124ZM170 225V224H169ZM78 226V225H77ZM95 226H98V225H96L95 224ZM109 226V225H108ZM117 226V225H116ZM174 226V225H173ZM176 226H178V224L176 225ZM187 226V227H188ZM17 227V226H16ZM81 227V226H80ZM92 227V226H91ZM99 227V226H98ZM101 227V226H100ZM103 227V226H102ZM111 227V226H110ZM133 227V226H132ZM132 227L130 228L131 230H132ZM151 227H153V226H151ZM167 227H168V225H167ZM173 228L172 226H169V228ZM179 227V226H178ZM184 227V226H183ZM95 228V227H94ZM106 228V227H105ZM170 228V229H171ZM177 228V227H176ZM194 228V229H193ZM220 228V227H219ZM222 228V227H221ZM11 229V228H10ZM108 229H109V227H108ZM118 229V230H119ZM149 229V228H148ZM175 229V228H174ZM182 229H184V228H182ZM187 229V228H186ZM179 230V229H178ZM10 231V230H9ZM162 231V230H161ZM172 231V230H171ZM219 231V230H218ZM221 231H223V230H220L219 232H220V234H221ZM14 232V231H13ZM126 232V231H125ZM146 232V231H145ZM151 232V231H150ZM156 232L157 231H155L154 233L156 234ZM160 232V231H159ZM175 232V231H174ZM184 232V231H183ZM218 232V233H219ZM162 233V232H161ZM150 234H152V233H150ZM158 234L159 233H157V236H158ZM180 234V233H179ZM146 235H148V233H146ZM160 235V234H159ZM183 235V234H182ZM149 236V235H148ZM151 236V235H150ZM156 236V235H155ZM176 236V235H175ZM184 236V235H183ZM224 235H221V238L223 237ZM146 237V236H145ZM154 237V236H153ZM152 237V238H153ZM158 238H160V237H158ZM176 238V237H175ZM196 238V237H195ZM219 238V237H218ZM220 238V239H221ZM230 238V237H229ZM150 239V238H149ZM182 239V238H181ZM180 239V240H181ZM194 239V238H193ZM200 239V238H199ZM220 239H218L217 241H219ZM177 240V239H176ZM176 240H174L175 242H176ZM179 240V239H178ZM180 240L178 241L179 243H180ZM183 240V239H182ZM192 241V240H191ZM201 241V242H202ZM220 241H222V240H220ZM174 242V243H175ZM175 243L174 245H178L179 243ZM213 242V241H212ZM226 242V241H225ZM28 243V242H27ZM56 243H60V245L59 246H57L56 245ZM185 243V242H184ZM205 243V244H206ZM2 243H1V241H0V245H1ZM4 244V243H3ZM183 244V243H182ZM181 244V245H182ZM204 244V243H203ZM204 244V245H205ZM221 244H222V242H221ZM173 245V246H174ZM198 245H199V242H198ZM220 245V244H219ZM186 246V245H185ZM213 246V245H212ZM217 246V245H216ZM192 246H190V247H188V248H191ZM193 247H194V245H193ZM73 248V247H72ZM173 248V247H172ZM174 248H178L177 246L176 247H174ZM173 248V249H174ZM184 248V247H183ZM182 248V249H183ZM187 248V249H188ZM0 249H1V247H0ZM11 249V248H10ZM14 248H12V250H13ZM19 249V248H18ZM64 249V250H63ZM179 249V248H178ZM219 249V248H218ZM217 249V250H218ZM108 250H109V248H108ZM108 250H107V252H108ZM172 250V249H171ZM186 250V249H185ZM190 250V249H189ZM11 251V250H10ZM19 250H17V252H18ZM173 251V250H172ZM180 251V250H179ZM210 251V252H209ZM211 251H212V248H210V247H206V246H201V247H199L198 246V249H197V247L196 248H194V254H196V256L197 257H200V262H204V254L205 253H207L208 252V254H210L211 253ZM214 251H216V250H214ZM107 252H104V254H106ZM175 252H176V250H175ZM181 252H184L183 250L181 251ZM188 252V251H187ZM186 252V253H187ZM190 253H191V251H189ZM217 252V251H216ZM16 253V250H14L13 251V254H15ZM109 253V252H108ZM7 254V253H6ZM28 254V253H27ZM104 254H103V256H104ZM213 254V253H212ZM18 255V253L16 254V256ZM100 255H102V253H95V254H93L92 255V257L93 258H97V257H100ZM181 255V254H180ZM200 255V256H199ZM183 256V255H182ZM185 256V255H184ZM190 256V255H189ZM188 256V257H189ZM214 256V255H213ZM213 256H212V259L211 260H213ZM13 257V256H12ZM115 258H119V259H121L122 261H121V263L123 262V264L124 263H127V258H130L128 255L127 256H114ZM208 257V256H207ZM14 258H16V257H13V259L12 260H10V262H9V264H16L15 262H14ZM90 258V257H89ZM191 257H189V259H190ZM209 258H210V256H209ZM1 259H2V257H1V253H0V262H2L1 261ZM79 259V258H78ZM186 259H187V256H186ZM196 259H198V258H196ZM208 259V258H207ZM90 261H92V259H89ZM100 260H102V259H98V262L100 261ZM182 260H183V258H182ZM30 261V260H29ZM33 261V260H32ZM77 261V260H76ZM94 261H96L95 259H94ZM184 261V260H183ZM188 261V260H187ZM197 261V260H196ZM209 261V260H208ZM225 261V260H224ZM18 262V261H17ZM26 262V261H25ZM198 262V261H197ZM225 262H227V261H225ZM22 263V262H21ZM27 263V262H26ZM65 263V262H64ZM118 263H120V262H118ZM117 263V264H118ZM183 263V262H182ZM204 263H207V261H205ZM211 263H212V261H211ZM221 263V262H220ZM29 264H33L32 262L31 263H29ZM197 264V263H196ZM208 264V263H207ZM213 264V263H212ZM225 264V263H224Z\"/></svg>",
	"mask_w": 264,
	"mask_h": 264
},
{
	"label": "water",
	"instance_id": "water-1",
	"mask_svg": "<svg viewBox=\"0 0 264 264\" xmlns=\"http://www.w3.org/2000/svg\"><path fill=\"white\" fill-rule=\"evenodd\" d=\"M56 0H43L37 11L34 24L44 29L54 24ZM199 18H191L183 27L162 32L147 48L137 51L141 40V21L130 15L112 19L102 32L106 38L126 55H133L129 63V101L140 105L152 101H163L186 88L199 74L200 63L195 53V33L202 27ZM253 45L264 46V32L254 36ZM264 88V77L258 82ZM19 89L9 101L15 102ZM15 100V101H14ZM263 97L256 92L241 111L244 120L264 118ZM206 110L198 111L199 121L208 118ZM162 120L156 115L148 114L141 120V125L150 129H160ZM122 126L113 127L115 136L120 135ZM5 160V157H2ZM253 195L251 181H245L242 188L230 200L233 209L244 210ZM137 235L135 232H117L111 244L117 249L131 250ZM232 259L239 264H264V224L256 225L247 231L238 233L231 245Z\"/></svg>",
	"mask_w": 264,
	"mask_h": 264
}]
</instances>
